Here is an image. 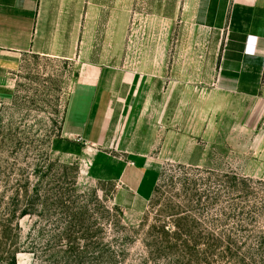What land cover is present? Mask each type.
I'll list each match as a JSON object with an SVG mask.
<instances>
[{
    "label": "rangeland",
    "instance_id": "obj_1",
    "mask_svg": "<svg viewBox=\"0 0 264 264\" xmlns=\"http://www.w3.org/2000/svg\"><path fill=\"white\" fill-rule=\"evenodd\" d=\"M196 6V0H38L31 48L11 91L0 95V184L28 177L34 183L35 165L59 161L69 168L55 165L48 173L72 180L77 168L81 197H112L114 185L86 175L87 160L62 133L73 90L99 70L132 82L122 128L127 120L133 152L161 163L152 197L143 211L123 212L125 225H148L167 198L187 197L183 166L201 176L235 172L264 181V55L261 70L250 72L239 91L221 89L224 34L203 25ZM0 193L11 197L9 188ZM34 222L29 216L18 222L17 264L49 263L31 252ZM133 235L125 264H136L142 252L141 233Z\"/></svg>",
    "mask_w": 264,
    "mask_h": 264
},
{
    "label": "trees",
    "instance_id": "obj_2",
    "mask_svg": "<svg viewBox=\"0 0 264 264\" xmlns=\"http://www.w3.org/2000/svg\"><path fill=\"white\" fill-rule=\"evenodd\" d=\"M55 165L69 168L59 161L35 165L34 183L28 177L0 184L11 192L0 193V264H17L18 222L26 216L36 226L31 252L48 264H125L138 231L136 264H264L263 180L235 172L201 176L183 166L187 197L167 198L152 223L135 228L111 198L77 193V168L71 180L49 174Z\"/></svg>",
    "mask_w": 264,
    "mask_h": 264
},
{
    "label": "crops",
    "instance_id": "obj_3",
    "mask_svg": "<svg viewBox=\"0 0 264 264\" xmlns=\"http://www.w3.org/2000/svg\"><path fill=\"white\" fill-rule=\"evenodd\" d=\"M38 0H0V95L10 92L22 57L34 36ZM200 22L223 31L217 86L239 91L250 72L260 71L264 55V4L258 0H196ZM119 78V76H117ZM103 77L101 70L79 82L67 106L62 133L87 160L85 174L111 182V203L124 213L143 211L157 184L161 163L132 151L125 120L131 85ZM134 89V90H133ZM137 88L133 87L135 91Z\"/></svg>",
    "mask_w": 264,
    "mask_h": 264
}]
</instances>
